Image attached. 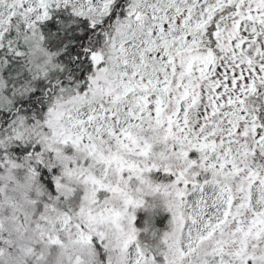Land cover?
<instances>
[{"label":"snow or ice","instance_id":"6c2138e0","mask_svg":"<svg viewBox=\"0 0 264 264\" xmlns=\"http://www.w3.org/2000/svg\"><path fill=\"white\" fill-rule=\"evenodd\" d=\"M0 264H264V0H0Z\"/></svg>","mask_w":264,"mask_h":264}]
</instances>
